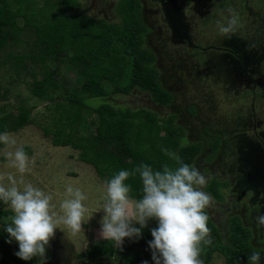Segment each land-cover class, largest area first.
<instances>
[{"label":"rangeland","instance_id":"374dc122","mask_svg":"<svg viewBox=\"0 0 264 264\" xmlns=\"http://www.w3.org/2000/svg\"><path fill=\"white\" fill-rule=\"evenodd\" d=\"M77 1L79 2V12L83 14L103 18L110 22L120 20L116 11L119 0ZM42 3V0H39L37 5L41 6ZM141 4L142 17L147 26L144 45L154 55L153 67L157 70L156 81L166 91L165 95H170L169 101L166 103L155 102L150 92L141 91L138 88H134L128 94L109 89L104 96L86 97L85 100L91 106L108 103L122 110H146L152 113L148 119L161 126V128L158 127L160 134L168 126L180 128V136L184 143H200L201 151L194 158L192 166L197 167L207 178L203 191L211 196L212 203L205 209V212L220 232L223 241L227 243L232 219L236 218L238 221L240 219L237 216L229 218L234 214L233 211L225 209L228 207L229 200L217 203L207 191L206 186L212 182V180L210 181L212 178L221 179V172L227 170L229 163L238 156V136H242V140L249 141L257 140L258 136L264 134V97L258 93L260 88H253L256 92L253 95L251 86L233 84L230 75L225 74L223 68L219 67L220 62L215 56L216 52L212 51L214 49H208L210 50L208 51L189 46L172 45L170 40H165L163 36L157 34L159 29L155 28L157 25H161V22L156 24L151 20L153 10L150 0H141ZM228 10L227 7L223 8L221 12L224 11L225 15H217L215 22L201 24L200 27L203 26V31L207 34H203L204 36L200 39L198 35L193 43L203 47L218 46L222 41L227 42L233 38L243 40L244 37L248 41V45L253 42V39H257L260 45H264L260 31L256 30V26L264 28V22L258 19H255L256 23H252L250 26L245 24L247 19H240L242 20V22L240 21L241 25H238L231 38L221 35L218 22L227 25L230 19ZM238 10H240V16L249 14L247 9L240 8ZM253 21L254 19L249 20V22ZM23 22V18H19L15 24L23 27ZM212 30H217L216 36L212 35ZM34 36L33 30L28 27L20 29L16 43L10 41L9 45L0 52V59L7 52L27 53L29 46L26 42H31ZM61 58L60 62L53 61L49 57L40 62L26 59L24 62L26 68H19L17 72L12 65V59L1 64L0 85L7 88L8 92L7 98L0 101V116L9 112L16 114L18 105L31 108L30 117L33 118V123L7 133L17 141L16 147H23L29 157V171L24 174L25 182H30L34 187L51 194L53 196L52 204L55 205V211L58 214L62 215L59 205L67 198L66 188L68 186L79 188L87 196V199L83 201L87 212L84 215L80 231L73 233L66 225L60 224L49 244L51 252H56L58 256L49 264H79L84 259L78 258L77 254L86 252L92 243L104 240L100 234V222L105 215L103 205L106 202L107 183L105 178L97 175L91 164L79 159L78 150L70 146L52 144V135H45L43 132L42 127L52 129L51 108L54 107V102L34 96L31 91V82L34 77L40 79L46 70L57 67L54 78L58 86H63L68 90L76 88L79 90L78 93L82 94L80 90L84 84V77L68 62L65 53L61 55ZM262 68L261 71L264 70V61ZM55 99L61 101L59 97ZM83 115L86 122L80 123V134L89 138L95 134L96 116L87 111H84ZM219 133L222 136H219ZM223 138L228 139V145L224 146L225 150L221 145ZM210 147L216 154V156L214 155L216 158L207 162L209 161L207 154L211 153ZM227 154H230V157ZM9 173L17 178L20 176L5 158L4 145L0 144V174ZM3 183L7 184L8 182L5 179ZM219 190L221 191V189ZM0 209L12 211L10 206L2 201ZM244 224L250 225L247 220ZM247 229L250 232V229ZM250 242L253 247H259L255 239L252 238ZM115 247L119 248L116 243ZM137 253L147 256L148 264H155L148 242L137 249ZM118 258L105 257L104 259L110 264H122ZM223 262L224 257L219 253H214L209 264H223Z\"/></svg>","mask_w":264,"mask_h":264},{"label":"trees","instance_id":"16d2710c","mask_svg":"<svg viewBox=\"0 0 264 264\" xmlns=\"http://www.w3.org/2000/svg\"><path fill=\"white\" fill-rule=\"evenodd\" d=\"M0 0V52L12 41L16 43L20 29L33 30L34 39L29 42V51L24 54L7 52L0 59V65L12 59L14 68H26L25 60L62 61L65 53L68 62L84 77L79 90H68L58 86L54 78L57 67L46 70L42 77L33 78L31 91L40 99L53 101L52 129L42 127L45 135H52V144L70 146L78 150L81 161L91 164L107 183L120 170H133L141 164H148L153 170H161L163 164L178 167L177 163L161 150L167 148L175 152L184 163L193 164L201 151L200 143H184L180 128L168 126L159 133L157 122L148 119L152 113L146 110H122L108 103L91 106L86 97L104 96L109 89L128 94L134 88L148 91L155 102L166 103V96L156 81L157 70L153 67L154 55L144 45L147 27L143 22L139 0H119L116 11L120 20L110 22L79 12L77 0ZM23 18V27L16 21ZM71 51V53H68ZM8 89L0 85V101L7 98ZM85 95V96H84ZM59 97L61 101H56ZM31 108L18 105L16 114L6 113L0 116V133L17 131L33 123ZM92 112L96 116L95 134L85 137L80 134V123L86 122L83 112ZM94 124V122L92 121ZM84 124V123H82ZM183 142L184 147H181ZM217 144V143H216ZM213 146V145H211ZM210 159L215 155L210 147ZM210 183V182H209ZM207 184V191L217 200L222 199L219 190L226 184L213 179ZM130 186L129 197L135 201L143 196L142 180L139 173L126 181ZM1 202V201H0ZM11 210L0 209V264H39V257L23 260L15 253L19 244L13 239L8 243L9 234L5 225L11 223ZM208 215V214H207ZM209 217V215H208ZM139 227V225H136ZM156 220H150L141 238H127L122 247L116 248L115 241L99 240L90 245L84 253L77 254L89 262L97 258H118L122 264H142L147 256L139 255L137 249L153 239L151 229L157 227ZM212 244L202 245L199 259L209 264L214 253L224 257L223 264H248V256L255 248L250 242V232L246 226L233 218L229 226L228 242L225 243L212 220L208 219ZM46 246V256L50 255ZM116 255V256H115Z\"/></svg>","mask_w":264,"mask_h":264},{"label":"clouds","instance_id":"9594fccd","mask_svg":"<svg viewBox=\"0 0 264 264\" xmlns=\"http://www.w3.org/2000/svg\"><path fill=\"white\" fill-rule=\"evenodd\" d=\"M229 12L227 25L218 22L219 32L226 38H231L239 22L238 14L231 8ZM0 144L4 145L5 158L20 174L19 178L10 173L0 174V201L14 212L11 223L5 225L9 234L7 242L12 243L13 239L18 242L19 251L15 255L19 258L27 261L39 257V264H45L46 246L60 224L73 233L80 231L87 212L83 203L87 196L79 188L68 186L67 198L59 205L62 215L58 214L51 194L25 182L24 174L29 171L30 161L24 148L16 147L17 141L7 132L0 133ZM181 147H184L183 142ZM161 150L178 167L165 163L161 170L154 171L148 164H141L133 170H120L107 182L100 234L121 247L126 237L141 238L142 230L154 219L158 226L151 229L153 239L148 244L155 264H203L199 259L202 245L213 242L205 212L212 198L203 191L207 178L197 167L184 163L175 152L167 148ZM137 173L142 180L143 196L132 201L128 195L130 186L125 181ZM5 179L7 184L3 183ZM255 211L257 227H264V213L258 208ZM261 259V253L253 251L248 256V264H261Z\"/></svg>","mask_w":264,"mask_h":264},{"label":"flooded vegetation","instance_id":"af4514ba","mask_svg":"<svg viewBox=\"0 0 264 264\" xmlns=\"http://www.w3.org/2000/svg\"><path fill=\"white\" fill-rule=\"evenodd\" d=\"M139 1L141 4V0ZM150 3L153 10L151 20L156 24L161 22V25H157L155 28L156 30L157 28L159 29L156 32L157 34L163 36L165 40H170L172 45L189 46L198 50L214 49L212 51L216 52L215 56L220 62L219 67L223 68L225 74L230 75L233 84L251 86L253 95L256 94L253 88H260L258 93L261 97H264L262 96L264 95V70L261 71L263 69L262 62L264 61V45H260L257 39H253L250 45H248V41L244 37L243 40L241 38H233L227 42L222 41L218 46L203 47L193 43L198 35L200 39L206 33L203 31V26L200 27L201 24L206 25L207 23L215 22L217 15L224 16L225 13L224 11L221 12V10L225 7L233 9L238 14V17H240L238 25H241L242 20L240 19H247L245 24L249 26L252 23H256L255 19L264 22V0H150ZM240 8L249 10V14L240 16V10H238ZM228 14L231 17L229 10ZM252 19L254 21L249 22ZM256 27L264 41V36H262L264 35V28L261 26ZM216 32L217 30H212V35L216 36ZM236 33H239V31H236ZM234 135L236 136V134ZM219 136H222V134L219 133ZM237 138L238 156L233 162L229 163L227 170L221 172V179H210V181L216 179V181L226 184L220 188L222 199L213 198L219 204L229 200L228 207L225 209L234 212L229 218L237 216L241 224L250 229V241L252 238L255 239L259 245L257 248L263 250L261 263L264 264V227L258 228L255 221V216L257 215L255 209L258 208L260 213H264V191L261 185L250 184L245 178V169L248 166V161L252 160L251 157L264 155V134L258 136L257 140H242V136ZM221 145H223L224 149V146L228 145V139L222 140ZM227 155L230 157V154ZM250 210H252L251 214H249ZM246 220L252 226L245 225L244 222ZM57 257L56 252L50 251L45 264H49L50 261ZM83 262L85 261L81 263ZM93 263L110 264L104 258L96 259Z\"/></svg>","mask_w":264,"mask_h":264},{"label":"water","instance_id":"95a60500","mask_svg":"<svg viewBox=\"0 0 264 264\" xmlns=\"http://www.w3.org/2000/svg\"><path fill=\"white\" fill-rule=\"evenodd\" d=\"M251 158L252 160L248 161V166L245 169L246 181L253 185H261L264 191V155H262L261 157L257 155Z\"/></svg>","mask_w":264,"mask_h":264}]
</instances>
